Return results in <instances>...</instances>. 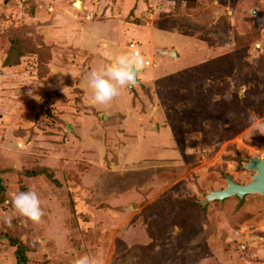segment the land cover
I'll return each instance as SVG.
<instances>
[{"label":"rangeland","instance_id":"rangeland-1","mask_svg":"<svg viewBox=\"0 0 264 264\" xmlns=\"http://www.w3.org/2000/svg\"><path fill=\"white\" fill-rule=\"evenodd\" d=\"M81 1L0 0V264H17L10 236L27 245L28 264L83 255L99 264H264V195L205 202L228 176L252 181L245 163L264 158V135L248 121L252 113L264 123V0L191 9L183 0ZM16 32L49 47L47 72L34 56L3 66ZM135 50L151 61L141 83L94 106L88 75L110 64L103 53ZM160 51L177 57L158 59ZM39 167L55 181L27 175ZM29 189L41 201L38 224L12 205ZM181 199L201 209L179 205L167 223L152 215Z\"/></svg>","mask_w":264,"mask_h":264},{"label":"clouds","instance_id":"clouds-1","mask_svg":"<svg viewBox=\"0 0 264 264\" xmlns=\"http://www.w3.org/2000/svg\"><path fill=\"white\" fill-rule=\"evenodd\" d=\"M110 64L100 69H93L88 75V88L91 90L92 103L97 108L108 105L115 97L120 95V90L125 87H134L137 83L138 73L143 68V60L139 57L121 53L116 56L104 52ZM75 79V75L72 74ZM62 91L66 94V88ZM31 95V92L29 93ZM249 127L255 132L264 135V123H260L256 115L249 113ZM23 147V144H20ZM12 205L20 217L26 218L33 224L41 222L44 215L38 194L29 189L19 192L12 198ZM8 224L11 217L6 218ZM73 264H99L95 256L83 255L73 261Z\"/></svg>","mask_w":264,"mask_h":264},{"label":"trees","instance_id":"trees-1","mask_svg":"<svg viewBox=\"0 0 264 264\" xmlns=\"http://www.w3.org/2000/svg\"><path fill=\"white\" fill-rule=\"evenodd\" d=\"M197 1L198 0H183V2L185 3L186 7L190 8V9L194 8L197 5L196 4ZM236 39H237V41L238 40L239 41H243L244 40V38L240 37V36H237ZM5 41H6L7 45H8V50L6 52H4L5 53L4 60H3V66L4 67L17 66V65L21 64L23 58H28L30 56H34V57H37V58L40 59V61H41V69L43 71L47 72L46 64L50 60H52L53 55H52V52L50 51L49 47L47 45H45L44 42H42L40 40L39 43H36L34 41V39L26 37L21 32H16L15 35H10L9 34L8 39L5 40ZM178 55H179V53H178ZM155 57H157L158 59L160 57L169 58L168 55H161V54L159 55L158 53H155ZM172 59H173V57H172ZM219 66H220V64H218V67H216L215 69L220 70V69H218ZM194 71L196 72V70H194ZM220 74L221 73H219V75ZM182 75H184L185 77H188L189 81H190V79H193V78L195 79V77H194L195 74L194 73H192V75H190V76H189V74H186V73L185 74L183 73ZM183 81L184 80H181V82H183ZM157 86L159 87L158 84H157ZM182 86H184V84L180 83V88ZM160 95H161V98L163 100L164 106H167V104L165 102H169V101L165 98V96L163 94V91H162V93ZM169 97L175 103L177 101V99H178V91L174 90L173 93L170 92L169 93ZM196 99L198 100L197 97H195V100ZM172 110H174V109L172 108ZM192 111L193 110H191V112ZM193 114H191V116H193ZM189 117H190V114H189ZM167 119H168V122L172 125L173 124V119H172L170 114L168 115ZM186 120L189 121V118H187ZM168 122H166L167 125H169ZM27 175L31 176V177L40 176V175H46V176L52 178L55 181L54 173L52 171H50L49 169H45L43 167H39V169L33 168V169H31L30 171L27 172ZM6 200H7L6 187L4 186L3 179H2V176H1V173H0V206L2 204H4L6 202ZM183 204L191 206L194 209H197V208L201 209V206L198 205V203H196V201L194 199H191V200L190 199H188V200L181 199V200L177 201L176 203H174L172 205H170V204L166 205L165 204L166 208L164 209L163 213L160 211V206L155 205V208L152 209V211H153V213H155V215L154 214H152V215L156 216L157 219H160L162 217L163 218L162 220H164L166 223L170 222L174 218H177V217L180 218L179 213L176 211V207L179 206V205H183ZM180 221L182 222L183 220H180ZM161 222H163V221H161ZM9 241H10V243L13 246L16 247L15 253H16L17 264H28L27 247H26L27 245L24 244L22 242V240L20 238H18V237L10 236Z\"/></svg>","mask_w":264,"mask_h":264},{"label":"water","instance_id":"water-1","mask_svg":"<svg viewBox=\"0 0 264 264\" xmlns=\"http://www.w3.org/2000/svg\"><path fill=\"white\" fill-rule=\"evenodd\" d=\"M78 1H81V0H77V2ZM165 53L167 55H170L171 57H175V58L177 57V54L175 51H171V52L167 51ZM138 83L140 84L141 81L139 77L137 76L136 84ZM130 89L133 90L134 87H130ZM244 167L256 172L255 175L253 176L252 181L246 184H239L234 181L233 177L228 176L227 177L228 186L225 189L214 190L211 193H208L206 195L205 202L207 203L209 201H214L216 199L223 200L233 195L239 196L242 200L245 198L247 194H251V193H259V194L264 195V158L253 157L250 159L248 163H245Z\"/></svg>","mask_w":264,"mask_h":264},{"label":"built area","instance_id":"built-area-1","mask_svg":"<svg viewBox=\"0 0 264 264\" xmlns=\"http://www.w3.org/2000/svg\"><path fill=\"white\" fill-rule=\"evenodd\" d=\"M133 57L142 58L143 65H144L142 70L151 65V61L149 59H147L146 57H144L143 53L140 50H135Z\"/></svg>","mask_w":264,"mask_h":264},{"label":"bare ground","instance_id":"bare-ground-1","mask_svg":"<svg viewBox=\"0 0 264 264\" xmlns=\"http://www.w3.org/2000/svg\"><path fill=\"white\" fill-rule=\"evenodd\" d=\"M82 1H78L77 3H76V7L78 8V9H81V7H82V3H81Z\"/></svg>","mask_w":264,"mask_h":264},{"label":"crops","instance_id":"crops-1","mask_svg":"<svg viewBox=\"0 0 264 264\" xmlns=\"http://www.w3.org/2000/svg\"><path fill=\"white\" fill-rule=\"evenodd\" d=\"M162 2L164 1V2H166L167 0H161ZM165 52H167V51H160V54L161 55H167Z\"/></svg>","mask_w":264,"mask_h":264}]
</instances>
